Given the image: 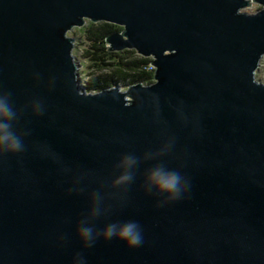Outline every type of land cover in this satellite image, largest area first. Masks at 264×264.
<instances>
[{
  "label": "water",
  "instance_id": "obj_1",
  "mask_svg": "<svg viewBox=\"0 0 264 264\" xmlns=\"http://www.w3.org/2000/svg\"><path fill=\"white\" fill-rule=\"evenodd\" d=\"M86 21L121 26L107 49L150 57L153 81L83 90L68 32ZM263 54L264 0H0V90L23 145L0 153V264H264ZM150 172L179 174V195ZM84 217L134 221L141 243L86 247Z\"/></svg>",
  "mask_w": 264,
  "mask_h": 264
},
{
  "label": "clouds",
  "instance_id": "obj_2",
  "mask_svg": "<svg viewBox=\"0 0 264 264\" xmlns=\"http://www.w3.org/2000/svg\"><path fill=\"white\" fill-rule=\"evenodd\" d=\"M11 94L0 90V153L15 154L22 150V141L20 135L14 130V122L18 118L17 109L13 107L10 99ZM41 108L39 100L33 99L29 103V110L38 112ZM155 172L148 173L146 177L147 185L162 196L175 198L179 195L181 186V177L179 174L169 173V179L159 183L154 179ZM121 177L120 179H126ZM93 207L89 215L95 216L100 212V197L93 193ZM77 237L86 247H90L96 239H117L126 247L139 246L142 240L139 226L134 221L111 222L99 230H94L88 217L79 221L76 229ZM76 264H85L83 257L76 255Z\"/></svg>",
  "mask_w": 264,
  "mask_h": 264
},
{
  "label": "trees",
  "instance_id": "obj_3",
  "mask_svg": "<svg viewBox=\"0 0 264 264\" xmlns=\"http://www.w3.org/2000/svg\"><path fill=\"white\" fill-rule=\"evenodd\" d=\"M121 26L109 22L86 21L81 27L72 32L84 38L87 44L84 50L88 58V80L82 81L83 90L87 92L98 91L113 85L128 86L131 84H149L153 81V68L150 57H144L133 49L109 51L105 36L120 31ZM81 39V38H80Z\"/></svg>",
  "mask_w": 264,
  "mask_h": 264
},
{
  "label": "rangeland",
  "instance_id": "obj_4",
  "mask_svg": "<svg viewBox=\"0 0 264 264\" xmlns=\"http://www.w3.org/2000/svg\"><path fill=\"white\" fill-rule=\"evenodd\" d=\"M259 8H261L260 4L254 2V1H251L248 6L241 8V11L252 13V12L257 11ZM74 29H76V27L72 28L71 31L68 32L69 36L73 37V35H70V34H72ZM86 46H87V44L84 43V38H82L81 35L76 34V36L74 37V45H73L72 52L75 55V58H76V61L78 64L79 78L81 79V81L88 80V75L90 73L89 71H91L89 68H87L88 58L84 54V50H85ZM151 67H152V65H151ZM255 78H256V80H258L260 82H264V54L260 58L259 65L255 71ZM119 87L122 90H124L126 88V86H119Z\"/></svg>",
  "mask_w": 264,
  "mask_h": 264
}]
</instances>
